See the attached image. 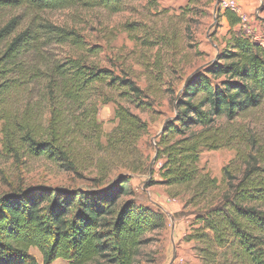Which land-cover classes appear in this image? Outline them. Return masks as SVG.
I'll return each instance as SVG.
<instances>
[{
	"label": "trees",
	"instance_id": "trees-1",
	"mask_svg": "<svg viewBox=\"0 0 264 264\" xmlns=\"http://www.w3.org/2000/svg\"><path fill=\"white\" fill-rule=\"evenodd\" d=\"M122 2L0 0V10L20 7L30 16L20 30L17 15L0 26V42L10 37L0 52L4 79L0 106L24 89V80L5 79L13 70L10 64L24 52H40L50 44L70 51L61 58L64 61L51 58L45 73L42 95L51 107L45 136L38 137L43 125L32 123L27 112L14 115L6 110L0 114L6 150L20 157L26 147L30 155L47 156L73 172H78L83 145L94 143L105 152L93 160L97 162L91 178L94 187L30 186L0 194V264H39L31 248L41 255L42 264L59 258L69 264H134L141 247L150 241L148 233L166 225L160 208L132 198L133 177L154 172L138 147L146 123L129 107L106 98L104 102L116 104L117 125L106 135L105 146L97 133L96 112L103 89H112L138 109L152 106L144 100L145 90L131 78L120 79L90 64L79 51H99L88 47L76 30L41 18L44 12L73 6L117 11ZM219 16L229 25L226 46L216 61L187 80L181 96L175 98V118L164 124L155 144L156 159L162 158L157 183L191 193L197 226L186 239L197 244L204 264H264V158L248 156L238 165L233 160L222 168L221 181L200 173L198 166L203 148L236 149L242 144L238 133L226 135L216 127L217 118L234 121L264 103V42L236 29L240 20L233 10L225 8ZM118 164L122 170L113 172ZM223 180L228 186L216 191Z\"/></svg>",
	"mask_w": 264,
	"mask_h": 264
},
{
	"label": "rangeland",
	"instance_id": "rangeland-1",
	"mask_svg": "<svg viewBox=\"0 0 264 264\" xmlns=\"http://www.w3.org/2000/svg\"><path fill=\"white\" fill-rule=\"evenodd\" d=\"M230 0H123L119 10L95 6H73L42 13L45 20L76 30L88 47H96L97 54L84 50L87 61L104 68L121 78H131L144 89L152 103L150 108L142 109L129 104L117 92L105 88L100 93L96 120L100 125V142L106 145V135L117 125L114 109L119 102L137 113L147 125V131L138 142L143 156L147 158L152 175L136 174L130 182L132 198L137 203L150 208H160L167 217L164 228L148 233L150 237L140 249L134 264H204L198 246L188 241L186 236L197 225L191 211L197 206L191 201L189 191L168 188L157 183L162 158L156 159L155 144L163 126L175 118V98L181 96L186 82L197 72L205 70L217 60L224 50L229 37V25L219 12L225 9L224 2ZM238 8L247 16L245 27L239 25L245 34L264 42V0H234ZM20 16L18 30L25 27L30 16L24 8L0 10V26L10 17ZM241 26V27H240ZM237 27V26H236ZM251 37V38H252ZM10 37L0 42V52ZM70 51L67 47L45 46L40 52L30 50L10 64L12 71L6 81L24 80L19 96L9 95L10 99L0 106V114L6 110L12 114H29V119L40 127L38 137H44L51 107L42 95L45 73L51 58H60ZM71 54H77L71 51ZM78 55V54H77ZM161 78V79H160ZM4 79L0 77V83ZM112 98L113 101H107ZM140 99H136L138 101ZM1 103V102H0ZM4 121L0 119V194L20 187L46 186L87 189L96 183L91 178L96 174V161L104 156L103 149L95 144H85L79 150L78 172L68 170L47 156H33L26 147L15 157L5 148ZM216 127L222 128L226 135L238 133L243 139L236 149L220 147L203 148L198 166L200 173L221 181L222 168L235 160L255 156L264 158V103L257 109L248 110L244 116L234 121L224 117L217 118ZM215 127V128H216ZM236 151L239 156H236ZM237 157V158H236ZM233 168V167H232ZM122 170L113 167V172ZM126 173V172H125ZM228 182L223 180L218 192L224 191ZM205 202L202 199L201 204ZM39 264L41 255L35 248L30 249ZM51 264H69L64 259H56Z\"/></svg>",
	"mask_w": 264,
	"mask_h": 264
},
{
	"label": "built area",
	"instance_id": "built-area-1",
	"mask_svg": "<svg viewBox=\"0 0 264 264\" xmlns=\"http://www.w3.org/2000/svg\"><path fill=\"white\" fill-rule=\"evenodd\" d=\"M223 7L229 8V9L233 10L234 12H236V14L238 15L239 20H240L239 25H241L242 27H245V24L247 22V16L238 8V6L234 0L224 2ZM245 34L251 35L248 29H245Z\"/></svg>",
	"mask_w": 264,
	"mask_h": 264
},
{
	"label": "crops",
	"instance_id": "crops-1",
	"mask_svg": "<svg viewBox=\"0 0 264 264\" xmlns=\"http://www.w3.org/2000/svg\"><path fill=\"white\" fill-rule=\"evenodd\" d=\"M224 18V17H223ZM225 19V18H224ZM236 29H239V25L236 27ZM255 38V37H254Z\"/></svg>",
	"mask_w": 264,
	"mask_h": 264
}]
</instances>
